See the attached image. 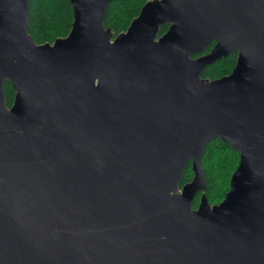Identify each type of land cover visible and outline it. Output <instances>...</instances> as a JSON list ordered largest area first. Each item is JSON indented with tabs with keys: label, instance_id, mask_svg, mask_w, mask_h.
Wrapping results in <instances>:
<instances>
[{
	"label": "water",
	"instance_id": "water-1",
	"mask_svg": "<svg viewBox=\"0 0 264 264\" xmlns=\"http://www.w3.org/2000/svg\"><path fill=\"white\" fill-rule=\"evenodd\" d=\"M111 1L38 44L30 0H0V264H264V0H149L117 36ZM218 137L240 163L212 205Z\"/></svg>",
	"mask_w": 264,
	"mask_h": 264
},
{
	"label": "trees",
	"instance_id": "trees-1",
	"mask_svg": "<svg viewBox=\"0 0 264 264\" xmlns=\"http://www.w3.org/2000/svg\"><path fill=\"white\" fill-rule=\"evenodd\" d=\"M149 0H112L105 13L104 23L112 28L114 35L127 31L131 22L139 16L143 6ZM29 32L38 44L54 43L60 37L70 33L74 22V7L71 0H30ZM169 28V23L161 26L159 35ZM211 43L206 52L212 49ZM199 54L195 56L198 57ZM238 59V52H233L206 67L202 76L214 80L232 72ZM5 101L11 107L15 101L16 90L8 79L4 82ZM240 163V153L220 137L211 140L206 145L202 165L205 170V194L211 204L222 202L230 189L231 177ZM194 177L191 162L184 170V178L180 181L182 187ZM203 192H198L193 206L197 208Z\"/></svg>",
	"mask_w": 264,
	"mask_h": 264
},
{
	"label": "flooded vegetation",
	"instance_id": "flooded-vegetation-1",
	"mask_svg": "<svg viewBox=\"0 0 264 264\" xmlns=\"http://www.w3.org/2000/svg\"><path fill=\"white\" fill-rule=\"evenodd\" d=\"M170 26V25H169ZM212 43H214V45H215V41H213ZM213 45V46H214ZM236 52H238L237 50H235ZM235 51H233V52H235ZM207 52H209V50L207 51ZM206 51H205V53H207ZM233 52H231V53H233ZM198 56H200V55H198ZM229 56V55H228ZM194 57H196L195 55H194ZM194 207V206H193Z\"/></svg>",
	"mask_w": 264,
	"mask_h": 264
},
{
	"label": "rangeland",
	"instance_id": "rangeland-1",
	"mask_svg": "<svg viewBox=\"0 0 264 264\" xmlns=\"http://www.w3.org/2000/svg\"><path fill=\"white\" fill-rule=\"evenodd\" d=\"M169 29V28H168ZM182 192V189L180 190V193ZM199 192H201V191H199ZM201 197H202V195H201ZM200 200H201V198H200ZM200 203V202H199ZM199 205V204H198ZM213 205V204H212ZM197 208H198V206H197Z\"/></svg>",
	"mask_w": 264,
	"mask_h": 264
},
{
	"label": "bare ground",
	"instance_id": "bare-ground-1",
	"mask_svg": "<svg viewBox=\"0 0 264 264\" xmlns=\"http://www.w3.org/2000/svg\"><path fill=\"white\" fill-rule=\"evenodd\" d=\"M197 57V56H196Z\"/></svg>",
	"mask_w": 264,
	"mask_h": 264
}]
</instances>
